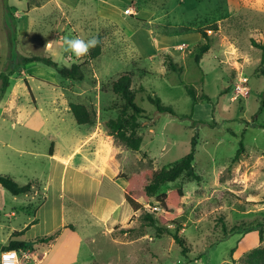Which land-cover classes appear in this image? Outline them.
<instances>
[{
	"label": "rangeland",
	"instance_id": "obj_1",
	"mask_svg": "<svg viewBox=\"0 0 264 264\" xmlns=\"http://www.w3.org/2000/svg\"><path fill=\"white\" fill-rule=\"evenodd\" d=\"M8 8L16 24L11 37ZM200 31L211 48L197 63L207 42ZM60 36L101 37L102 53L83 66L84 81L21 63L35 55L83 64L85 57L68 59ZM252 40L264 41V0H0V174L33 184L20 196L0 186V255L21 240L31 246L19 251L27 264H238L264 246L256 229L264 225V76L256 73L262 52ZM168 55L182 71L171 69ZM127 73L136 104L149 114L139 118V151L106 127L123 111L133 114L112 90ZM148 95L177 116L158 113ZM71 103L95 110V124L79 125ZM195 136L201 180L182 175L158 191L184 190L183 253L175 225L167 232L142 220L145 211L158 210L155 196L141 199L138 211L123 201L121 176L149 182L150 172L183 160ZM99 199L117 209L95 215ZM55 233L50 243L36 241Z\"/></svg>",
	"mask_w": 264,
	"mask_h": 264
},
{
	"label": "trees",
	"instance_id": "obj_2",
	"mask_svg": "<svg viewBox=\"0 0 264 264\" xmlns=\"http://www.w3.org/2000/svg\"><path fill=\"white\" fill-rule=\"evenodd\" d=\"M10 8H8L7 17L10 20L11 30L9 36L14 34L15 20H13V14L10 13ZM202 37L207 41L205 44L200 46V52L196 56V62L200 63L202 58L206 53L209 52L211 48L210 37L207 34V31L199 32ZM101 41V37H99ZM252 46L261 50L262 56L260 65L256 70L258 75L264 76V41L257 42L252 40ZM13 47V42H12ZM102 53V41L101 44L90 51V55L85 57L83 64L74 63L69 66L60 65L50 56H24L21 58V63L24 65L32 63H40L49 68L54 69L61 77L82 82L85 79V74L83 71V66L88 64L89 61L96 59ZM170 59V67L173 71H182V68L176 63L172 56H166ZM3 80V92L9 87V81L7 75H1ZM132 74L127 73L122 77L116 79L112 82L113 93L120 97L124 102L127 109L133 111L132 115L127 114L126 111H123L122 114L116 119H110L107 121L106 127L108 133L118 142L124 144L127 148L133 151H139L143 144V138L139 135V130L141 128V123L139 118L143 116H149V114L135 102V91L132 88ZM189 94L194 99V105L197 102L196 97L193 96L191 90H188ZM148 100L156 106L158 113H168L172 116H177L175 111L166 106L158 96L148 95ZM70 112L73 114L76 122L79 125H91L95 124L97 118V113L93 109H89L85 104L82 103H71L69 105ZM196 123V122H194ZM197 137L195 136L191 143V150L187 156L173 165L170 168L156 170L149 173V182L147 178L143 175H133V176H121L125 178L128 182L127 187L124 191L125 201L129 206L134 210L138 211L144 209V204L140 201L141 199L145 203H149L150 198L155 196L157 202L156 207L158 210L152 211L148 210L144 212L142 220L146 222L149 227L157 228L161 230H166L168 232V225H175L176 231L172 234L176 242L182 247L183 253L188 251V245L184 237L180 235V229L182 228L179 218L181 210V200L184 197V190L181 186L172 188L166 193L158 194L161 186L167 182H172L184 175L186 178L199 182L201 176L197 173L194 167L195 156L197 152ZM53 144L51 146V154L53 150ZM244 151L243 141L239 142V148L236 152L235 159L237 160ZM0 186L8 190L14 196H20L29 194L32 191L33 184L28 182L24 185H20L12 176L0 174ZM146 210V209H145ZM94 212L97 216L101 217L109 213V207L107 206L104 199H99L96 202L94 207ZM37 220H34L31 224L36 223ZM259 233L260 242H264V225H259V228H256ZM26 229L16 233L15 237L24 235ZM131 230H122L121 232L127 234ZM59 233H55L49 236L38 238L36 241L40 244H46L54 241L55 237ZM30 244L26 241L21 240H11L9 244L4 247V250H16L20 251L23 249H28ZM235 262V261H234ZM91 264H100L93 262ZM238 264H264V246H260L251 250L243 259H241Z\"/></svg>",
	"mask_w": 264,
	"mask_h": 264
},
{
	"label": "clouds",
	"instance_id": "obj_3",
	"mask_svg": "<svg viewBox=\"0 0 264 264\" xmlns=\"http://www.w3.org/2000/svg\"><path fill=\"white\" fill-rule=\"evenodd\" d=\"M59 41L61 42L64 51L69 53L68 59L75 57L76 59H82L90 55V50L95 49L101 44L98 36H92L90 39H83L81 37H68L60 36ZM51 42L46 44V47H51ZM71 67V65H69ZM9 254L5 253L4 258H7Z\"/></svg>",
	"mask_w": 264,
	"mask_h": 264
},
{
	"label": "built area",
	"instance_id": "obj_4",
	"mask_svg": "<svg viewBox=\"0 0 264 264\" xmlns=\"http://www.w3.org/2000/svg\"><path fill=\"white\" fill-rule=\"evenodd\" d=\"M245 83L247 82V79L244 80ZM8 253L9 255L7 256V258H4V254ZM0 264H27L25 263L20 255H19V251L16 250H5L1 252L0 255Z\"/></svg>",
	"mask_w": 264,
	"mask_h": 264
},
{
	"label": "crops",
	"instance_id": "obj_5",
	"mask_svg": "<svg viewBox=\"0 0 264 264\" xmlns=\"http://www.w3.org/2000/svg\"><path fill=\"white\" fill-rule=\"evenodd\" d=\"M104 142H105V141H104ZM112 151H113V150H112ZM110 154H111V149H110V152H109L108 156H109ZM111 156H112V155H111ZM105 157H106V156H104V157H102V158L105 159ZM77 173H79V174H84V172L82 171V169H81V170H78ZM122 183H123L124 185H127V184H128L126 180H122ZM123 201H125V198H124ZM106 204H107L108 207H112V206H114V207H112V208H116V209H117L116 204H114L113 202H106ZM94 213H95V212H94ZM95 215H96V214H95Z\"/></svg>",
	"mask_w": 264,
	"mask_h": 264
}]
</instances>
